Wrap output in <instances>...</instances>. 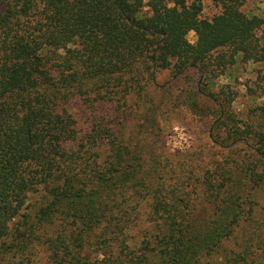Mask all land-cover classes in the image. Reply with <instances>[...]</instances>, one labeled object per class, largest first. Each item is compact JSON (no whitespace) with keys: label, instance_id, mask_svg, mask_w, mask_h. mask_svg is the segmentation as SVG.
Segmentation results:
<instances>
[{"label":"trees","instance_id":"1","mask_svg":"<svg viewBox=\"0 0 264 264\" xmlns=\"http://www.w3.org/2000/svg\"><path fill=\"white\" fill-rule=\"evenodd\" d=\"M211 1L220 12L203 19L185 0H0V264H220L257 220L254 170L199 177L213 208L200 216L187 211L189 177L168 185L177 171L122 139L137 113L154 127V110L138 109L157 71L178 76L224 47L264 61V21L239 11L244 0ZM253 140L264 148L263 133Z\"/></svg>","mask_w":264,"mask_h":264},{"label":"rangeland","instance_id":"2","mask_svg":"<svg viewBox=\"0 0 264 264\" xmlns=\"http://www.w3.org/2000/svg\"><path fill=\"white\" fill-rule=\"evenodd\" d=\"M194 2L201 3L200 18L211 19L220 12L211 0H185L187 5ZM239 11L264 21V0H244ZM263 30L264 26L256 32L258 41ZM186 39L190 45L196 42L193 32ZM257 57L246 60L232 47H224L211 53L197 68L188 67L178 76L173 68L157 71L138 109L145 110L149 105L154 110L150 114L155 118L154 127L143 128L137 113L122 128L123 141L143 139L153 158L167 163L168 170L177 171L170 172L165 183L173 185L179 172L191 179L187 192L191 193L192 204L187 211L192 214L202 216L213 211L202 202L199 177L212 174L216 167L231 165L240 178L249 170L264 177V164L255 152L264 148L253 140L254 134H264V61ZM74 107L78 128H85L88 114ZM109 109L104 106L101 110L106 123L112 121ZM248 191L255 195L257 220L236 229L232 236L235 240L222 247L220 264H229L230 256V264H240L243 254H247V264H264V189L260 193ZM163 194L167 196L168 192ZM139 212L145 213V209Z\"/></svg>","mask_w":264,"mask_h":264}]
</instances>
